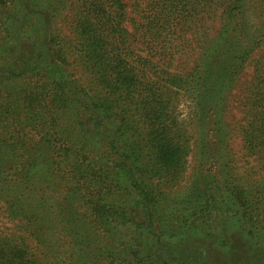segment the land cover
<instances>
[{
  "label": "trees",
  "instance_id": "1",
  "mask_svg": "<svg viewBox=\"0 0 264 264\" xmlns=\"http://www.w3.org/2000/svg\"><path fill=\"white\" fill-rule=\"evenodd\" d=\"M194 10L205 41L188 86L212 179L177 198L190 146L173 83L150 65L165 61L162 33ZM263 44L264 0H0V264H231L233 249H264V182L232 173L225 123L226 94ZM242 99L237 132L264 167L261 62ZM227 211L241 243L207 222ZM208 240L218 258L186 260Z\"/></svg>",
  "mask_w": 264,
  "mask_h": 264
},
{
  "label": "rangeland",
  "instance_id": "2",
  "mask_svg": "<svg viewBox=\"0 0 264 264\" xmlns=\"http://www.w3.org/2000/svg\"><path fill=\"white\" fill-rule=\"evenodd\" d=\"M127 1L131 4L133 0ZM65 11V13H67V9ZM128 12V27L130 30L136 33L135 36L138 38V36L141 34V23H138L140 22V19H138V15L134 9L132 10L131 8H128ZM201 18L202 16L199 11L194 10L188 15L186 19L184 18L183 20L179 21V23H176L177 19L171 22L167 30L160 36V40H162L161 44L163 46L162 49H165L166 52L165 61L154 62L157 59H153V62L150 65L153 71L156 72L157 76L163 78L164 80H171L173 83L172 85L169 84V95L170 102L172 104V111H174V114L178 118L180 125L184 127L186 136L188 137V145L190 146L188 156L186 157L187 160L185 163V170L180 176L178 182L172 186V191L179 193L177 198H182V195L184 193H188V190L193 185L194 187L197 185L207 186L208 183L210 184L209 181L212 179L211 175L208 173V169L212 168L211 161L204 158L201 161L203 163L199 165L198 146L200 145L196 141L198 137L195 130V116H193L195 109L192 98L194 95L190 92L189 88L191 87L188 86V83L190 82L189 73L193 67L196 65L198 67V63L203 51L202 46L205 41L204 27L202 26ZM132 20L135 21L133 22ZM55 24L56 27H62V30L69 35L66 24L61 23L59 20H56ZM219 25L220 23L217 18L215 22L211 23L212 28L210 30V34L213 35L216 29H218ZM12 41L14 40L6 37L3 43L4 45H7ZM141 51L147 52V48L140 50V52ZM256 62H261L264 67V44L253 53L248 66L245 67L243 72H241V74L238 76L235 88L226 94L225 102V123L228 124V136L226 138V142L229 144L231 151L230 158L232 160L229 162V165L232 166V173L235 174L234 176L238 177V180L244 186L253 185V181L255 180H259L262 183L264 182L263 164L261 165L257 163L253 156L247 154L242 146L237 132V123L240 117L243 115V90L245 84L251 78L252 69ZM166 73H169L170 76L166 75ZM174 76L180 77L182 81H177L174 83L172 79ZM81 81L84 82L82 79ZM210 142L214 143L213 139H211ZM221 178L223 177L219 175L215 179L219 180ZM221 199V197H218V202L223 205L224 202H220ZM236 220V217H234L230 211H227L224 214H211L207 222L213 225H220L222 221H225V224L227 225V232H229L230 235L229 238L241 243L240 240H242L243 233L236 231V228L230 225ZM7 225H10L9 222H7ZM185 234H193V232H185L183 235ZM246 240L249 242L250 240L253 241L250 234ZM247 241L245 242L247 243ZM211 244V241L208 240L207 247H205L202 252H200L198 249L186 248V256L188 257L186 260L191 261L195 258H198L200 261H202L207 258L206 260H210L212 263V261L218 258L216 257L218 252L210 251L212 246ZM247 244L249 245V243ZM248 245L244 244V248H242L240 251L233 249V251L230 252L231 264H264V249L246 252L245 250L248 249Z\"/></svg>",
  "mask_w": 264,
  "mask_h": 264
}]
</instances>
